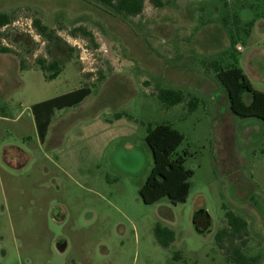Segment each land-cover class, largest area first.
Returning <instances> with one entry per match:
<instances>
[{
    "label": "rangeland",
    "instance_id": "rangeland-1",
    "mask_svg": "<svg viewBox=\"0 0 264 264\" xmlns=\"http://www.w3.org/2000/svg\"><path fill=\"white\" fill-rule=\"evenodd\" d=\"M170 1L158 9L146 0L140 16L122 19L86 0H0V14L13 19L0 31L11 51L0 53V264H232L215 242L227 211L248 224L244 254L264 264V0ZM35 19L53 41L38 34ZM38 60L57 62L61 75L47 81ZM215 60H237L249 92L229 95L202 65ZM231 82L229 90L240 80ZM82 88L91 95L55 111L51 122L65 121L41 142L34 107ZM159 88L198 97L197 111L188 114L187 102L163 109ZM96 112L184 135L177 153H188L194 172L185 204L142 202L153 168L146 128L123 117L129 138L102 153ZM120 143L137 148L135 177L121 172L131 154L112 155ZM201 210L205 231L194 224ZM157 224L176 235L169 249L155 239Z\"/></svg>",
    "mask_w": 264,
    "mask_h": 264
},
{
    "label": "trees",
    "instance_id": "trees-1",
    "mask_svg": "<svg viewBox=\"0 0 264 264\" xmlns=\"http://www.w3.org/2000/svg\"><path fill=\"white\" fill-rule=\"evenodd\" d=\"M85 1V0H84ZM92 1L114 16L122 19H129L140 16L144 9L146 0H86ZM227 5L226 0H221ZM150 3L158 9L165 8L170 5L171 1L150 0ZM13 22L10 15L6 13L0 14V31L9 26ZM249 28L254 26V21L247 24ZM33 26L38 34L42 37L53 41L54 32L49 30L47 26L43 25L41 20L35 19ZM2 37L0 36V53L8 54L11 51L5 48L2 44ZM237 60H235L236 64ZM235 64L225 65L222 61L203 62L205 72H214L220 77L222 85L227 89L229 95L235 93H248L250 88L242 84L244 75ZM40 70L44 73L47 81L56 80L62 73V70L57 64L53 62L48 64L45 60H38ZM21 69L24 70V63L21 62ZM222 77V78H221ZM235 80V89L229 90L226 83H232ZM92 90L89 88H82L71 92L69 94L57 97L55 99L43 102L34 107L33 112L36 119L37 131L41 142H45L46 135L51 125V118L49 117L55 111H61L66 108H74L80 105L87 97L91 95ZM232 92V93H231ZM155 99L163 109H170L175 106L187 102L188 114H193L197 111L200 100L198 97L190 96L189 98L182 90L172 88H159ZM126 117L135 121L146 128V142L150 147L153 155V168L146 182L139 190V195L145 205H153L167 198L173 206L185 204L189 197L191 184L190 180L194 176V172L185 167L186 157L188 153L179 155L177 150L183 144L185 137L178 130L174 129L168 124L153 125L144 121L135 120L125 114H116L114 120H119ZM203 213L204 210H201ZM227 219V226L220 230L215 242L218 248L223 252L227 259L232 264H259L260 257H249L244 254L243 250L249 243V231L247 222L227 211L225 214ZM154 235L157 243L164 249H169L175 242L176 235L173 230L168 228H161L157 226L154 230ZM179 254H175L173 259L177 260Z\"/></svg>",
    "mask_w": 264,
    "mask_h": 264
},
{
    "label": "crops",
    "instance_id": "crops-1",
    "mask_svg": "<svg viewBox=\"0 0 264 264\" xmlns=\"http://www.w3.org/2000/svg\"><path fill=\"white\" fill-rule=\"evenodd\" d=\"M255 53H257L256 51H254V50H252V51H250V53H249V55L251 56L250 57V60H251V58H252V56L255 54ZM72 92H74V91H72ZM71 93V92H70ZM67 94H69V93H67ZM64 95H66V94H64ZM61 96H63V95H61ZM60 97V96H59ZM88 98V97H87ZM86 98V99H87ZM85 99V100H86ZM84 102V101H83ZM83 102L80 104V105H82L83 104ZM80 105H78V106H80ZM76 107H74V108H66V109H62L61 111H57V113H60V112H62V111H65V110H73V109H75ZM100 114H99V112H96V113H94V115H93V117H94V120L95 121H98L97 123H98V130H100V131H102L103 132V136H101V137H99V139H98V141H97V147H96V151H98V149L99 148H101V150H102V153H106L107 152V150H109V148H110V146L113 144V143H119V142H121V141H123V140H127L128 138H129V135L127 134V133H125V132H123V129H122V127L123 126H126V125H131V124H128V122H125V118H121V119H119V120H110V119H104V118H101L100 116H99ZM56 119V118H55ZM65 120H63V119H61L60 121H57L56 123H54V122H52L51 123V125L49 126V129H48V132H47V135H46V139L45 140H49V139H51V138H53L54 136V129L57 127V125L58 124H61V123H63ZM142 121H144V120H142ZM145 122V121H144ZM130 127H133L132 129H133V131L135 132V131H137L136 130V128H135V126H130ZM142 127H144V126H142ZM67 133V131H65L64 132V134H66ZM146 131H143V134H142V140H144L145 138H146ZM92 135V131H90L89 133H88V135ZM67 136V135H66ZM66 136L64 135V139H63V142L66 140ZM38 137H39V133H38ZM103 140H105L106 141V143H107V146H105V147H101L100 145H99V143H102L103 142ZM110 144V145H109ZM124 144V143H123ZM123 144L121 145V143L119 144V145H116L112 150H111V152H112V155L113 156H115V157H117L118 155H120V156H122V155H126V157L128 158V159H130L129 157H128V154H131L132 155V159L133 160H131L130 159V162L128 163L129 165H126L125 167H122V173L123 174H126V176H130V177H135L139 172H140V170H139V168H140V162L138 161L139 160V158H137L136 156H134L133 154H132V152H136L135 150L137 149L134 145H130L129 143L127 144V145H125L124 144V146H123ZM22 151V150H21ZM104 151V152H103ZM138 162V168H136V166H135V163H137ZM133 166V168H130V169H126V167L127 168H129V167H132ZM148 178V177H147Z\"/></svg>",
    "mask_w": 264,
    "mask_h": 264
},
{
    "label": "flooded vegetation",
    "instance_id": "flooded-vegetation-1",
    "mask_svg": "<svg viewBox=\"0 0 264 264\" xmlns=\"http://www.w3.org/2000/svg\"><path fill=\"white\" fill-rule=\"evenodd\" d=\"M196 223L199 228V231L201 230L205 231L204 228L207 226V223H209V219L207 218V215L205 213H203L202 211H199L196 216ZM157 226H160L161 228H167L166 226H162L161 224H157L156 227ZM62 250L64 251L65 249H62Z\"/></svg>",
    "mask_w": 264,
    "mask_h": 264
},
{
    "label": "water",
    "instance_id": "water-1",
    "mask_svg": "<svg viewBox=\"0 0 264 264\" xmlns=\"http://www.w3.org/2000/svg\"><path fill=\"white\" fill-rule=\"evenodd\" d=\"M207 218H208V217H207ZM194 224H195V226H196L197 230H199V228H198V226H197V223H196V221L194 222ZM209 225H210V223H207V226L204 228V230H207V229H208V227H209Z\"/></svg>",
    "mask_w": 264,
    "mask_h": 264
}]
</instances>
